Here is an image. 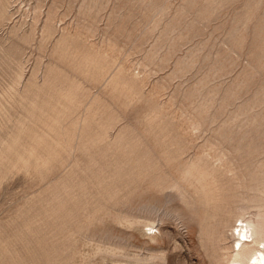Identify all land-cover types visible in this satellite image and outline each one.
I'll use <instances>...</instances> for the list:
<instances>
[{
    "label": "rangeland",
    "instance_id": "obj_1",
    "mask_svg": "<svg viewBox=\"0 0 264 264\" xmlns=\"http://www.w3.org/2000/svg\"><path fill=\"white\" fill-rule=\"evenodd\" d=\"M241 221L264 0H0V264H230Z\"/></svg>",
    "mask_w": 264,
    "mask_h": 264
},
{
    "label": "bare ground",
    "instance_id": "obj_2",
    "mask_svg": "<svg viewBox=\"0 0 264 264\" xmlns=\"http://www.w3.org/2000/svg\"><path fill=\"white\" fill-rule=\"evenodd\" d=\"M239 223L240 224L235 226L238 235L236 247L238 248L233 259L231 258L230 264H264V239L257 237V229L256 231L251 229L249 223H244L243 221ZM250 244L254 246L248 250ZM235 249L234 247V250Z\"/></svg>",
    "mask_w": 264,
    "mask_h": 264
}]
</instances>
